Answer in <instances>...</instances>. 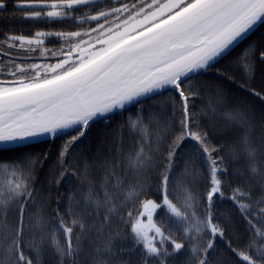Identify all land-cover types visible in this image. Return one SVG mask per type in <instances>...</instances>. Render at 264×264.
Here are the masks:
<instances>
[{
    "label": "snow or ice",
    "instance_id": "obj_1",
    "mask_svg": "<svg viewBox=\"0 0 264 264\" xmlns=\"http://www.w3.org/2000/svg\"><path fill=\"white\" fill-rule=\"evenodd\" d=\"M0 21V264H264V0Z\"/></svg>",
    "mask_w": 264,
    "mask_h": 264
},
{
    "label": "trees",
    "instance_id": "obj_2",
    "mask_svg": "<svg viewBox=\"0 0 264 264\" xmlns=\"http://www.w3.org/2000/svg\"><path fill=\"white\" fill-rule=\"evenodd\" d=\"M19 27V25H17ZM27 27V25H25ZM125 117L127 116V113L124 114ZM122 120V117L117 115L114 118L113 123H118ZM99 128V126H97ZM59 144V141H51V142H46V141H40L39 142V147L36 149L37 151L43 149L49 151L50 154V159L54 163L55 162V147ZM63 191V189H61Z\"/></svg>",
    "mask_w": 264,
    "mask_h": 264
},
{
    "label": "flooded vegetation",
    "instance_id": "obj_3",
    "mask_svg": "<svg viewBox=\"0 0 264 264\" xmlns=\"http://www.w3.org/2000/svg\"><path fill=\"white\" fill-rule=\"evenodd\" d=\"M4 26H5L4 21H0V27H4Z\"/></svg>",
    "mask_w": 264,
    "mask_h": 264
}]
</instances>
